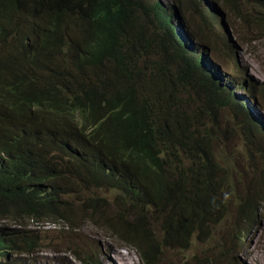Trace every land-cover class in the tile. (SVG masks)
Masks as SVG:
<instances>
[{"label":"trees","instance_id":"obj_1","mask_svg":"<svg viewBox=\"0 0 264 264\" xmlns=\"http://www.w3.org/2000/svg\"><path fill=\"white\" fill-rule=\"evenodd\" d=\"M226 14L264 38V0H0V264H28L22 221L75 229L103 213L142 264L212 233L231 190L214 153L221 111L263 135L220 79L241 70ZM261 202L240 199L242 237Z\"/></svg>","mask_w":264,"mask_h":264},{"label":"rangeland","instance_id":"obj_2","mask_svg":"<svg viewBox=\"0 0 264 264\" xmlns=\"http://www.w3.org/2000/svg\"><path fill=\"white\" fill-rule=\"evenodd\" d=\"M166 1V0H165ZM242 9H244L242 7ZM227 34L235 42V59L242 68L240 71L227 70L231 78L228 90L236 100H242L252 91L250 105L246 107L250 117L260 127L263 134L259 142L250 141L245 137L237 122V117L227 108L221 111L220 126L214 153L226 172L231 184L226 199V211L222 220L212 227L208 236L192 238L185 248H167L155 264H264V95L258 85L264 84V38L258 33L247 29L242 23L231 25L227 14L223 19ZM233 26V27H232ZM211 60V59H210ZM225 68V60L220 59ZM225 70V71H226ZM247 80L245 89H234L240 86L232 78ZM253 83V86L249 85ZM229 84V82H227ZM246 86V85H243ZM243 90V91H242ZM243 95V96H242ZM255 193L262 197L257 209V222L248 225L249 232L242 237L243 223L237 217V207L246 194ZM109 203L108 192H98ZM78 206L83 201L79 196L70 197ZM105 213V212H104ZM103 213H96L95 219L80 222L78 228L70 229L63 222L34 224L28 221L12 223L21 233L34 244L32 252L25 255L28 264H82L79 259L89 252H98L103 264H140L136 252L123 248L110 237L109 229L100 224ZM239 227L240 237L235 240L234 231ZM77 255V258L74 256Z\"/></svg>","mask_w":264,"mask_h":264},{"label":"clouds","instance_id":"obj_3","mask_svg":"<svg viewBox=\"0 0 264 264\" xmlns=\"http://www.w3.org/2000/svg\"><path fill=\"white\" fill-rule=\"evenodd\" d=\"M220 11H222V9H220ZM222 22H223V17H222V20H221ZM223 24H224V22H223ZM184 35H186V33H183ZM229 36V35H228ZM230 37V36H229ZM189 45H190V47H192L193 48V45L192 44H190L189 43ZM234 57V60H235V62H236V59H235V55L233 56ZM211 58H208V57H205V62L203 63L205 66H206V68L208 69V70H210V67L212 66V67H214L213 65H211V63H210V60ZM212 62V61H211ZM238 63V62H237ZM229 69V68H228ZM227 69V70H228ZM241 69H244V68H242V66H241ZM226 70V68L225 69H223L222 71H220L221 73V76H220V79H221V82L225 85V86H227V88H228V86H230V83H231V78H229V76L228 75H226L227 74V70ZM235 71V70H234ZM233 79V78H232ZM239 81H238V83H239V85L240 86H235V88L234 89H236V90H239V89H245L246 91H248L245 87H247L248 85L247 84H244V83H242V81L244 80V78L243 77H241V78H237ZM227 82H229V84H227ZM243 85H246V86H243ZM243 91V90H242ZM234 93V90L232 91V94ZM243 96V95H242ZM249 97H253V95H252V91L250 92V91H248V94L246 95V97L245 98H242V100H239V102H243V104H244V107L246 108L247 106H249L250 105V102L248 101V98ZM262 120H264V116H263V112H262V114L259 116ZM256 123V122H255ZM261 127L262 128H264L263 127V125H261ZM260 128V127H259ZM43 222H46V223H51V221H43ZM52 223H54V222H52ZM137 255V254H136ZM137 257H138V260H139V262H140V259H139V256L137 255ZM140 264H142L141 262H140Z\"/></svg>","mask_w":264,"mask_h":264}]
</instances>
